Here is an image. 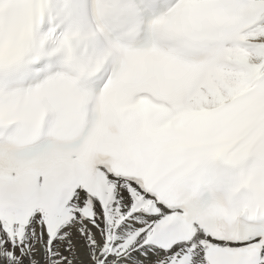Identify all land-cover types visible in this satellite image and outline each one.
<instances>
[{"label": "snow or ice", "instance_id": "1", "mask_svg": "<svg viewBox=\"0 0 264 264\" xmlns=\"http://www.w3.org/2000/svg\"><path fill=\"white\" fill-rule=\"evenodd\" d=\"M0 264H264V0H0Z\"/></svg>", "mask_w": 264, "mask_h": 264}]
</instances>
